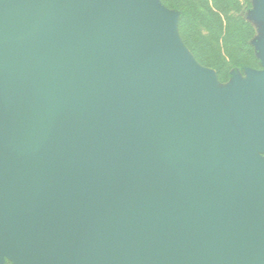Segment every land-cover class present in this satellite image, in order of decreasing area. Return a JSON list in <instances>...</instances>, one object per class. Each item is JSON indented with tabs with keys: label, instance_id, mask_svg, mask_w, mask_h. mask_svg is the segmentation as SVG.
<instances>
[{
	"label": "water",
	"instance_id": "95a60500",
	"mask_svg": "<svg viewBox=\"0 0 264 264\" xmlns=\"http://www.w3.org/2000/svg\"><path fill=\"white\" fill-rule=\"evenodd\" d=\"M179 19L0 0V264H264V40L221 95Z\"/></svg>",
	"mask_w": 264,
	"mask_h": 264
},
{
	"label": "trees",
	"instance_id": "16d2710c",
	"mask_svg": "<svg viewBox=\"0 0 264 264\" xmlns=\"http://www.w3.org/2000/svg\"><path fill=\"white\" fill-rule=\"evenodd\" d=\"M180 12L179 29L195 58L214 69L221 82L232 78V71L245 73L260 69L261 61L253 44L254 25L240 15L250 0H161Z\"/></svg>",
	"mask_w": 264,
	"mask_h": 264
},
{
	"label": "rangeland",
	"instance_id": "374dc122",
	"mask_svg": "<svg viewBox=\"0 0 264 264\" xmlns=\"http://www.w3.org/2000/svg\"><path fill=\"white\" fill-rule=\"evenodd\" d=\"M159 1L171 13H173L174 11L179 12L177 10L168 8L161 0H159ZM250 3H251L250 8L247 7V6H244L243 9L241 10V13H239V14L242 15V16H244L245 18H247L254 25V27L256 28V30H257V36L255 37L254 41L264 40V21L259 20L257 18V16H256L257 12L260 9V5H261L260 4V0H250ZM179 14H180V12H179ZM179 22H180V19H179ZM178 30H179V33H180L179 24H178ZM180 35H181V33H180ZM262 69H263V67H261L258 70H262ZM212 70L215 71L214 69H212ZM234 73H239V72L233 70L232 73H231L232 76H233ZM216 74H217V72H216ZM240 74H241L240 76L242 77L243 80L247 81L249 79V77L245 73H240ZM217 76H218V74H217ZM232 84L233 83L231 82V79L228 82H221L220 79H219V82H216V87H217V89H218V91H219V93L221 95H225V94H230L231 88H232ZM7 264H12V263H10V262L7 261Z\"/></svg>",
	"mask_w": 264,
	"mask_h": 264
}]
</instances>
